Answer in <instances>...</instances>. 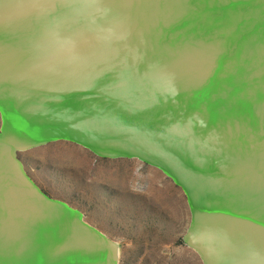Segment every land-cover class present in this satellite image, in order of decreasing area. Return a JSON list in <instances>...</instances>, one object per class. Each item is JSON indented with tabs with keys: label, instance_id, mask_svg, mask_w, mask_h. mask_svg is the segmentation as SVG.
Masks as SVG:
<instances>
[{
	"label": "water",
	"instance_id": "obj_1",
	"mask_svg": "<svg viewBox=\"0 0 264 264\" xmlns=\"http://www.w3.org/2000/svg\"><path fill=\"white\" fill-rule=\"evenodd\" d=\"M57 141L171 179L203 264H264V0H0V264H118L20 158Z\"/></svg>",
	"mask_w": 264,
	"mask_h": 264
},
{
	"label": "rangeland",
	"instance_id": "obj_2",
	"mask_svg": "<svg viewBox=\"0 0 264 264\" xmlns=\"http://www.w3.org/2000/svg\"><path fill=\"white\" fill-rule=\"evenodd\" d=\"M49 196L84 214L118 245V264H203L184 243L191 221L184 192L137 159H105L67 141L20 153Z\"/></svg>",
	"mask_w": 264,
	"mask_h": 264
},
{
	"label": "flooded vegetation",
	"instance_id": "obj_3",
	"mask_svg": "<svg viewBox=\"0 0 264 264\" xmlns=\"http://www.w3.org/2000/svg\"><path fill=\"white\" fill-rule=\"evenodd\" d=\"M106 159V158H105ZM24 162V161H23ZM31 178L33 179V177L31 176ZM34 180V179H33ZM35 181V180H34ZM46 193V192H45ZM48 194V193H47Z\"/></svg>",
	"mask_w": 264,
	"mask_h": 264
}]
</instances>
